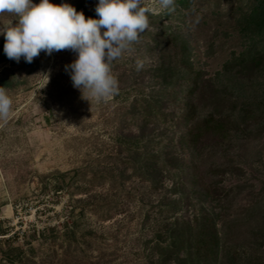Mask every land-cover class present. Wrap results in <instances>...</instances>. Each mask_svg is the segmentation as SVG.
<instances>
[{
  "label": "rangeland",
  "instance_id": "374dc122",
  "mask_svg": "<svg viewBox=\"0 0 264 264\" xmlns=\"http://www.w3.org/2000/svg\"><path fill=\"white\" fill-rule=\"evenodd\" d=\"M79 1L92 11L98 4V0H50L81 12ZM175 4V11L168 12L159 0H145V6L154 10L148 16L150 30L163 36L181 34L190 43L194 66L206 77L231 86L239 99L264 107V69L253 66L240 74L223 72L242 52L249 56L264 52V33H254L247 26V20L264 12V0H175ZM15 19L11 14L0 15V27L15 25ZM150 36L148 31L143 33L133 51L113 62L119 90L107 102L82 99L72 86L65 71V65L76 58L71 51L51 56L41 52L30 64L23 58L17 63L0 57V87L12 100L7 121H0V264H146L144 243L153 236L151 226L164 190L154 192L132 176L124 183L123 193L130 191L133 197H123L111 209V217L98 219L87 207L94 196H112L116 191L113 185L122 168L118 158L125 155L119 152L123 146L118 136L136 130L127 113L136 97L134 87L143 80L145 85L154 84L143 70L155 65L161 55ZM1 42H5L3 35ZM165 42L172 47L168 38ZM137 60L143 61V70H137ZM49 70L47 83L40 73ZM220 146L227 147L246 171L243 176L229 174L222 182L223 186H244L230 207L236 212L235 208L249 203L251 194L246 193L256 196L264 187V135L256 140L239 137ZM73 170L103 172L108 177L100 185H82L86 191L77 192L81 181L56 191L53 174ZM165 184L169 187L171 181ZM246 227L241 231L248 239L251 233ZM243 235L237 238L242 241Z\"/></svg>",
  "mask_w": 264,
  "mask_h": 264
},
{
  "label": "trees",
  "instance_id": "16d2710c",
  "mask_svg": "<svg viewBox=\"0 0 264 264\" xmlns=\"http://www.w3.org/2000/svg\"><path fill=\"white\" fill-rule=\"evenodd\" d=\"M77 7L86 18H98L83 1ZM247 21L254 33H264L263 11ZM148 32L152 35L150 43L159 48L161 55L155 65L141 70L155 82L148 86L143 80L134 87L136 97L127 113H131L136 130L118 136L123 146L119 152L125 155L118 158V167L122 168L118 183L113 185L116 191L112 196H94L87 208L98 219H108L123 197H133L130 191H123L124 183L135 176L154 192L164 190L151 226L153 236L144 243L146 264H264V187L256 196L246 193L252 195L249 203L231 212L244 186H223V178L229 174L243 176L246 171L227 147L220 146L239 137H262L264 107L256 101L239 99L234 88L206 77L194 66L190 43L178 32L166 36ZM4 43H0V57H7ZM253 66L264 69V52L251 56L242 52L225 65L223 72L240 74ZM235 148L242 150L244 146ZM53 175L56 191L81 181L77 192L88 190L82 185H100L108 177V173L87 174L80 170ZM166 180L171 186H166ZM245 226L251 233L248 239L242 233ZM241 234L242 241L237 238Z\"/></svg>",
  "mask_w": 264,
  "mask_h": 264
},
{
  "label": "clouds",
  "instance_id": "9594fccd",
  "mask_svg": "<svg viewBox=\"0 0 264 264\" xmlns=\"http://www.w3.org/2000/svg\"><path fill=\"white\" fill-rule=\"evenodd\" d=\"M159 3L168 12L175 11V0ZM153 11L145 6V0H98V18H86L68 3L0 0V15L11 14L17 21L15 25L3 23L0 35L5 38V55L17 63L23 58L30 64L41 52L49 56L64 50L75 53L76 58L65 65L72 86L82 99L107 102L119 90L118 79L112 74L113 62L133 51L141 35L150 30L148 16ZM136 67L139 71L143 61L137 60ZM40 74L48 83L50 70ZM11 105L6 89L0 87V121H7Z\"/></svg>",
  "mask_w": 264,
  "mask_h": 264
}]
</instances>
